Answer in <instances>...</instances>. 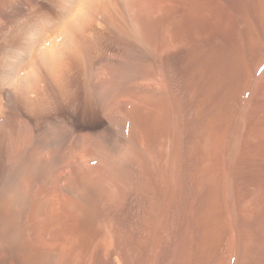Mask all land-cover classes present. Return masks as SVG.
I'll return each mask as SVG.
<instances>
[{"label": "bare ground", "instance_id": "bare-ground-1", "mask_svg": "<svg viewBox=\"0 0 264 264\" xmlns=\"http://www.w3.org/2000/svg\"><path fill=\"white\" fill-rule=\"evenodd\" d=\"M166 5L0 0V264H165L194 231L217 134L197 54L216 34Z\"/></svg>", "mask_w": 264, "mask_h": 264}, {"label": "rangeland", "instance_id": "rangeland-1", "mask_svg": "<svg viewBox=\"0 0 264 264\" xmlns=\"http://www.w3.org/2000/svg\"><path fill=\"white\" fill-rule=\"evenodd\" d=\"M164 1L166 17L183 15L189 32L198 28L207 40L208 33L216 34V42H205L197 56L216 72L217 118L213 177L205 175L195 200V229L185 230L182 251L172 245L165 264H264V0ZM133 57L119 66L124 82L134 80Z\"/></svg>", "mask_w": 264, "mask_h": 264}]
</instances>
